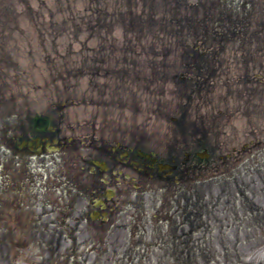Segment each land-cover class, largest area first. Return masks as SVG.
<instances>
[{"label":"rangeland","instance_id":"1","mask_svg":"<svg viewBox=\"0 0 264 264\" xmlns=\"http://www.w3.org/2000/svg\"><path fill=\"white\" fill-rule=\"evenodd\" d=\"M254 1L0 0V121L21 118L22 131L44 115L73 140L47 159L69 191L47 189L43 163L35 200L81 195L82 159L117 141L180 164L177 181L134 173L137 188L119 185L107 228L49 226L46 238L32 227L19 247L0 227V264H264V0Z\"/></svg>","mask_w":264,"mask_h":264},{"label":"flooded vegetation","instance_id":"2","mask_svg":"<svg viewBox=\"0 0 264 264\" xmlns=\"http://www.w3.org/2000/svg\"><path fill=\"white\" fill-rule=\"evenodd\" d=\"M39 136L40 141L39 145L34 147L33 152L42 154L46 152L49 154V134H34L31 138ZM44 138V139H43ZM12 148V155L10 157V166L6 168L5 164L3 166V175H2V184L0 188V205L3 207L8 206L9 211H19L21 207V201L17 199L18 192H21V174L17 173L18 167L21 159V152L30 153V150L26 147H18V141L14 144ZM118 151V146L116 144L115 148H110L109 152L105 153V157H96L94 159L103 160L105 162V169L96 167L93 165V172L89 176L90 179H87L86 183H84V188L81 191V196L83 199H80V204L86 206L94 207L97 210L109 209L113 211V209L117 206V194L118 188L117 183L119 179V174H122L123 170L118 169V164L121 166L129 165L131 170L134 165L138 168L148 169L152 168L150 166L149 159L144 156H139L135 153L131 155V150L127 149V154L124 158H119L117 155H113L114 152ZM19 160V163H18ZM18 164V166H17ZM83 168V167H82ZM91 168V167H90ZM127 174V173H126ZM125 185L127 188V182L129 178H132L131 175H125ZM9 187V188H7ZM5 196L11 198L10 201L5 199ZM86 198H90L87 200ZM72 201L74 203L77 200L73 197ZM56 203L59 205H65L66 208H69V200L66 199V202L63 198L57 197Z\"/></svg>","mask_w":264,"mask_h":264}]
</instances>
